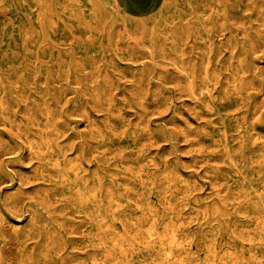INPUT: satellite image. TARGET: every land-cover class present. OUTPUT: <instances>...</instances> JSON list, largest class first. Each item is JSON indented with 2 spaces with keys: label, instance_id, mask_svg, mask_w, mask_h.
<instances>
[{
  "label": "rangeland",
  "instance_id": "374dc122",
  "mask_svg": "<svg viewBox=\"0 0 264 264\" xmlns=\"http://www.w3.org/2000/svg\"><path fill=\"white\" fill-rule=\"evenodd\" d=\"M0 248L264 264V0H0Z\"/></svg>",
  "mask_w": 264,
  "mask_h": 264
},
{
  "label": "bare ground",
  "instance_id": "6f19581e",
  "mask_svg": "<svg viewBox=\"0 0 264 264\" xmlns=\"http://www.w3.org/2000/svg\"><path fill=\"white\" fill-rule=\"evenodd\" d=\"M117 6H118V5H117ZM116 11H117V10H116ZM117 13H118V12H117ZM49 145H50V144H49ZM49 145H48V146H49ZM50 146H51V145H50ZM52 147H53V146H52ZM52 149H53V148H52ZM38 150H39V149H38ZM43 151H44V150H43ZM46 151H47V150H46ZM47 152H48V151H47ZM37 153H39V152H37ZM39 154H40V153H39ZM49 155H50V154H49ZM49 155H48V156H49ZM57 155H59V154H57ZM54 156H55V155H54ZM45 157H46V156H45ZM50 157H51V156H50ZM48 158H49V157H48ZM51 159H52V157H51ZM51 159H50V160H51ZM51 161H52V160H51ZM61 164H62V163H61ZM47 168H48V167H47ZM54 171H55V170H52V172H54ZM55 172H56V171H55ZM58 172H59V171H58ZM47 173H48V171H47ZM67 174H68V173H67ZM17 175H18V174H17ZM69 175H70V174H69ZM56 177H57V176H56ZM78 184H79V183H78ZM71 185H72V184H71ZM79 187H80V186H79ZM83 195H84V194H83ZM17 205H18V204H17ZM17 209H18V208H17ZM18 212H19V211H18ZM4 231H5V230H4ZM5 245H6V244H5ZM2 246H3V245H2ZM7 246H8V245H7ZM5 247H6V246H5ZM8 248H9V247H8ZM8 248L6 247V249H8ZM0 249H1V248H0ZM3 249H4V247H3ZM12 249H13V248H12ZM12 249H11V250H12ZM11 250H10V252H11ZM1 251H2V250H1ZM1 251H0V252H1ZM3 251H4V250H3ZM6 251H7V250H6ZM8 251H9V250H8ZM3 253H4V252H3ZM5 253H6V252H5ZM7 253H9V252H7ZM14 253H15V252H14ZM14 253H13V254H14ZM13 254H12V255H13ZM4 256H5V255H4Z\"/></svg>",
  "mask_w": 264,
  "mask_h": 264
}]
</instances>
